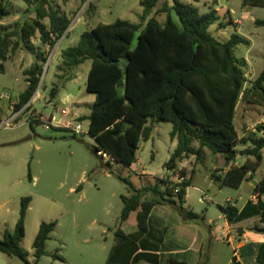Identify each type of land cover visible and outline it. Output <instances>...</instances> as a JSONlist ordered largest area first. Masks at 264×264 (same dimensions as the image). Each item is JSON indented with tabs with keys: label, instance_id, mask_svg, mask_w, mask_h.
I'll list each match as a JSON object with an SVG mask.
<instances>
[{
	"label": "trees",
	"instance_id": "1",
	"mask_svg": "<svg viewBox=\"0 0 264 264\" xmlns=\"http://www.w3.org/2000/svg\"><path fill=\"white\" fill-rule=\"evenodd\" d=\"M22 1L27 5V13H35V18L0 26V73H5L4 63L19 49L34 52L30 42L37 35L43 46L54 47L72 22L71 17L59 12L53 0ZM161 1L141 0L140 23L118 19L111 24L99 23L85 31L76 46L62 51L59 70L65 73L60 78L72 81L76 78L74 71L91 61L86 90L95 95L96 100L88 116L89 134L116 163L131 168L138 161L141 140L151 136L150 121H167L173 126L171 139H177L178 144L164 168L188 177V170L179 169V164L191 156L200 161L204 149L208 148L214 155H222L225 163L222 171L227 169L223 175L218 174V170L213 172V181L220 187L240 188L261 169L264 122L257 126L256 132L241 138L235 125L237 108L243 101L262 108L264 116V68L248 82V62L238 58L235 50L242 44L250 45V40L237 32H233L227 41L212 35L210 28L220 20L216 8L202 13L194 3L172 0V6H160ZM212 2L216 3L215 0ZM242 6L264 8V0H243ZM9 11L0 3V20L7 18ZM163 13L166 19L161 21L158 17ZM46 19L48 26L44 23ZM256 23L264 26V20L257 19ZM220 26L227 27L225 24ZM34 54L36 60L26 72L29 85L20 96L16 106L18 111L29 104L38 90L48 60V52ZM58 92L59 85H55L53 96ZM239 145L245 148L238 151ZM239 156L246 160L237 166ZM193 173L180 185L178 193L169 187L171 181L168 178H159L155 185L133 187L132 195L122 196L124 207L116 237L134 241L123 229L132 214L137 217V234L140 235L149 231V218L156 206L172 203L183 208ZM253 195L256 201H247L242 209L230 202L220 205V209L230 225L251 218L259 220L252 227H241V233L252 230L264 234V177L257 183ZM31 202V197L22 199L20 218L15 230H7L0 239V252L18 257L25 264H38L47 255V243L57 221L41 223L33 244L35 259L33 262L28 260L29 253L21 244ZM186 216L190 221L204 220L194 212H188ZM120 252L117 245L110 254L111 263L124 260V254ZM55 258L63 260L58 254ZM139 259H145V256L141 255ZM256 262L264 264V242L258 247ZM170 264L187 263L172 261ZM231 264L243 263L234 257Z\"/></svg>",
	"mask_w": 264,
	"mask_h": 264
},
{
	"label": "rangeland",
	"instance_id": "2",
	"mask_svg": "<svg viewBox=\"0 0 264 264\" xmlns=\"http://www.w3.org/2000/svg\"><path fill=\"white\" fill-rule=\"evenodd\" d=\"M180 1L194 3L202 13L210 12L209 5L214 4L212 0ZM53 2L59 12L72 18V22L66 35L52 48L43 46L39 35L30 42L36 54H49L38 90L22 110L18 111L16 106L20 96L28 88L29 76L26 72L36 60L34 52L19 49L4 63L5 73H0V239L7 230H15L20 218L22 199L31 197L32 202L26 216V233L21 244L29 253L28 260L33 262L35 259L33 244L41 223L57 221L47 243V255L38 264H114L109 257L113 248L122 242L116 237L124 207L122 196L132 195L133 187L136 189L155 185L156 181L151 182V179L141 174L143 171L153 175L154 180L163 175V178L171 181L176 175L164 168L175 147L174 139H171L173 126L167 121H150L151 136L147 140H141L138 164L131 168L116 163L100 148L95 138L89 134L88 116L91 108L80 104L89 97L86 87L91 61L82 64L74 71L76 78L66 82L60 78L65 73L59 70L62 66L61 54L66 48L76 46L80 36L99 23L111 24L118 19L140 23V16L143 14L141 0ZM242 2L243 0H229V9L221 12L220 21L212 25L210 33L227 41L233 32L239 30L252 41V47L242 44L235 50L238 58H247L246 75L248 82H251L264 68V26L256 23L257 19L264 20V8L243 7ZM0 3L10 10V15L0 20V26L12 25L19 19L35 18V13H27V5L22 0H0ZM164 4L172 6L173 1L162 0L160 6ZM172 14L175 17L173 10ZM158 19L164 21L166 14H161ZM48 21H44L47 26ZM220 23L227 27L222 28ZM136 43L137 38L134 45ZM55 85H59V92L53 96ZM66 108L82 119L78 122L86 132L84 136L76 135L69 129H48L44 124L46 121H42V118L50 120L53 116L62 122L68 121L69 118L61 115V111ZM263 120L262 108L243 101L239 103L235 125L241 138L256 132ZM244 148L239 145L237 149L241 151ZM245 160L246 157L239 156L237 163L243 164ZM224 164L222 155H214L208 148L204 149L202 159L196 161L188 204L184 205L186 209L205 216V223L200 221L199 224L208 234L210 226L225 223L220 205L230 202L242 207L255 193L257 183L264 177L263 159L261 169L240 188L220 187L211 175L216 170L223 175ZM191 167L188 164V168ZM254 197L256 201V196ZM153 218H178V215H165L164 210L159 208ZM135 223L137 217L132 214L123 229L137 230ZM249 223L251 222L247 221L242 224L246 226ZM158 228L156 224L155 229ZM259 235L264 236L261 233ZM207 244L210 247L206 253H212V264H228L237 254H242L237 248V242L229 245L226 240L223 241L221 234L219 243L215 242L211 246L209 236ZM56 254L63 260L55 258ZM244 258L246 264H257L256 258L254 263L246 255ZM0 264L25 262L0 252Z\"/></svg>",
	"mask_w": 264,
	"mask_h": 264
},
{
	"label": "crops",
	"instance_id": "3",
	"mask_svg": "<svg viewBox=\"0 0 264 264\" xmlns=\"http://www.w3.org/2000/svg\"><path fill=\"white\" fill-rule=\"evenodd\" d=\"M195 1L198 2L199 0H195ZM217 2L214 5H211L212 4L211 3L209 7L216 8L218 15L220 16L222 11H224L225 9L227 10L229 9L228 8L229 0L226 1L219 0ZM237 33L242 35L239 30L237 31ZM250 46L252 47L251 40H250ZM245 59L247 60L246 57ZM95 100H96L95 95L89 94L87 100L80 104H85L91 108ZM174 142H175L174 143L175 147L173 151L177 147L178 144L177 139H174ZM137 164L138 163H135L133 166ZM188 164L192 166L191 169L188 168ZM236 165L240 166L241 164L237 163ZM179 167H180L179 169L186 168L189 172L188 178H190L192 175V171H195L196 168L195 156H191L190 158L185 159L184 162H181L179 164ZM226 170H224L223 172H225ZM194 173H193V177H194ZM141 174L146 178H148L149 180L151 179V182L156 181L154 180L155 178L153 177V175H151L150 173L143 171ZM161 177L163 178V175ZM193 177H192V182H193ZM250 184L252 185L253 182H251ZM191 186L187 189V197L184 205L188 204L189 189L191 188ZM249 200H254L255 202L254 195H251L247 201ZM184 205L183 208L172 203L164 206L162 205L156 206L150 215L149 231L147 233L144 234L142 233L138 235L137 234L138 229L134 231L124 230L126 234L128 235L131 234L130 239H134V241L132 242V241L122 240V244H118V247H120V251H122L120 252V254L122 255L124 254L123 256L124 260L123 261L119 260L116 262H118V264H170L172 261H179L181 263L186 262L187 264H212V253L210 251L206 253V250L208 249V247H210V245L208 246L207 241L210 236L211 246H213L214 245L213 243L215 242L219 243L220 234H221V236H223V241L226 240L229 243V245L234 241L238 243L237 248L242 251V254L240 255L237 254L236 256L239 261H241L243 264H246V260H244L245 259L244 255H246V258L247 259L250 258L251 259L250 262L254 263V258H257L258 247L262 242H264V236L259 235V233L253 232L252 230H247L245 233H241L240 228L241 227L249 228L254 226L255 224H258L259 220L257 218H251L249 220L244 221V222L247 221L251 222L246 226L242 224L243 222L230 225V223L227 221L224 215L223 217L225 223H223L221 226H214V227L210 226V230H209L210 234H208L207 232L201 229L202 227L199 224L200 221H190L187 218L186 216L187 213L194 211L186 209ZM244 205L239 208L242 209ZM159 208L164 210L165 215H168V213L174 215L176 214L178 215V218H153L155 211ZM201 216L204 218L203 222L205 223V216L204 215ZM156 224H158L161 230L159 228L155 229ZM135 225H137V223H135ZM237 231L238 233H236ZM133 237H137V238H133ZM136 249L137 251L133 252ZM141 255H144L145 259L140 260L139 256ZM249 255L251 257H248ZM232 260H230L228 264H231Z\"/></svg>",
	"mask_w": 264,
	"mask_h": 264
},
{
	"label": "built area",
	"instance_id": "4",
	"mask_svg": "<svg viewBox=\"0 0 264 264\" xmlns=\"http://www.w3.org/2000/svg\"><path fill=\"white\" fill-rule=\"evenodd\" d=\"M61 115L65 118H69V120L66 122H62L60 120H57L56 117L54 116L50 120H45L42 117L41 118L42 121L44 122L46 121L44 124H46V127L48 129L51 127L64 128L73 131L76 135L84 136L86 134L83 126L78 122L79 117L77 115L74 116V114L69 108L63 109L61 111ZM187 180H188L187 176L176 174L175 177L171 180L172 183L171 182L169 183V187L173 188L175 193H178L180 190V185L185 183Z\"/></svg>",
	"mask_w": 264,
	"mask_h": 264
},
{
	"label": "water",
	"instance_id": "5",
	"mask_svg": "<svg viewBox=\"0 0 264 264\" xmlns=\"http://www.w3.org/2000/svg\"><path fill=\"white\" fill-rule=\"evenodd\" d=\"M66 33H67V32H66ZM65 35H66V34H65ZM65 35H64V36H65ZM64 36H63V37H64ZM63 37H62V38H63Z\"/></svg>",
	"mask_w": 264,
	"mask_h": 264
}]
</instances>
